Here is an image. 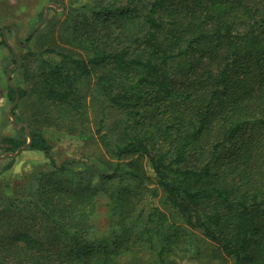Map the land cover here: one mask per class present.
Here are the masks:
<instances>
[{
    "label": "trees",
    "instance_id": "obj_1",
    "mask_svg": "<svg viewBox=\"0 0 264 264\" xmlns=\"http://www.w3.org/2000/svg\"><path fill=\"white\" fill-rule=\"evenodd\" d=\"M94 1L91 17L73 25L82 56L53 49L37 55L34 72L44 83L41 101L71 121H80L77 84L93 78L98 100L104 103L100 123L109 108L126 113L113 143V170H100L101 178H115L123 158H144L155 183L185 223L200 229L234 264L249 263L264 218V0ZM86 4L77 8L78 16ZM113 22H118L114 29ZM84 23L87 33H81ZM193 54L200 63L206 62L198 69L188 68L177 87L170 79V66ZM16 94L23 97L26 92L8 85V99L14 102ZM27 135L30 149L50 157V145L39 130L30 128ZM236 138L240 140L234 152L215 163L225 144ZM3 140L10 151L23 144L15 137ZM188 154L201 165L175 169ZM12 164L10 160L5 168ZM68 167L59 165L61 170ZM169 173L181 174L195 186L173 184ZM54 195L45 199L46 206L53 207L49 214L42 211L45 218L56 223L57 210L77 230H66L71 238L65 249L54 247L59 238L13 233L5 251H13L14 264L108 262L114 238L78 234L88 221L85 195L58 188ZM94 252L102 257L93 259Z\"/></svg>",
    "mask_w": 264,
    "mask_h": 264
},
{
    "label": "rangeland",
    "instance_id": "obj_2",
    "mask_svg": "<svg viewBox=\"0 0 264 264\" xmlns=\"http://www.w3.org/2000/svg\"><path fill=\"white\" fill-rule=\"evenodd\" d=\"M95 3L94 0H0V250H3L0 264H14L13 251H5V247L9 246L6 239L17 231L30 232L36 238H59L54 247L65 249L71 238L66 230L77 229L68 225L57 210L53 213L59 218L56 223L45 218L53 208L46 206L45 199L50 194L56 197L55 188L85 195L88 221L78 231L80 238H114L109 260L104 264H234V259L200 229L185 223L155 183L144 158H123L115 178H101L100 170L109 173L113 170L116 162L113 143L126 122V113L109 108L100 123L104 103L98 100L93 78H83L77 84L83 112L80 121H71L55 106L41 101L44 83L34 72L37 55L44 49H53L73 57L82 56L76 41L79 35H74L73 25L77 19L85 22L90 18V6ZM83 4H86L84 13L78 16L77 8ZM117 26L118 22H113L111 28ZM88 29L84 23L81 33H87ZM205 62L206 59L200 63L197 54L180 64L173 62L172 83L178 87L188 68L198 69ZM48 63L52 65L50 59ZM9 84L24 89L26 94L23 97L16 94L14 102L10 101L6 95ZM14 107L17 108L13 115ZM30 128L39 130L46 139L50 157L28 147ZM7 136L22 140L23 144L10 151L7 143L6 147L3 145ZM239 140L226 143L215 163L232 154ZM10 160L12 166L5 168ZM61 163L70 167L61 170ZM200 165L198 158L188 154L181 164L173 167L184 170ZM131 171L138 172L137 176ZM168 178L173 184L195 186V182L181 174L169 173ZM255 238L258 244L250 249L252 260L247 264H264V218ZM101 257V253L94 252L92 258Z\"/></svg>",
    "mask_w": 264,
    "mask_h": 264
},
{
    "label": "water",
    "instance_id": "obj_3",
    "mask_svg": "<svg viewBox=\"0 0 264 264\" xmlns=\"http://www.w3.org/2000/svg\"><path fill=\"white\" fill-rule=\"evenodd\" d=\"M9 85H11V84H9Z\"/></svg>",
    "mask_w": 264,
    "mask_h": 264
}]
</instances>
